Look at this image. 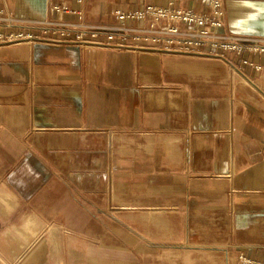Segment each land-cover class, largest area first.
Returning a JSON list of instances; mask_svg holds the SVG:
<instances>
[{"label": "crops", "instance_id": "obj_1", "mask_svg": "<svg viewBox=\"0 0 264 264\" xmlns=\"http://www.w3.org/2000/svg\"><path fill=\"white\" fill-rule=\"evenodd\" d=\"M56 1L89 24L147 4L209 10ZM224 2L232 33L264 36V0ZM5 5L51 18L49 0ZM248 73L200 54L0 44V264L264 261V73Z\"/></svg>", "mask_w": 264, "mask_h": 264}, {"label": "built area", "instance_id": "obj_2", "mask_svg": "<svg viewBox=\"0 0 264 264\" xmlns=\"http://www.w3.org/2000/svg\"><path fill=\"white\" fill-rule=\"evenodd\" d=\"M51 18L19 20L0 0V44L22 41L100 46L137 51L200 54L225 61L232 71L251 79L248 69L264 73V36L245 37L228 28L224 0H209L208 11L169 5L147 4L142 8L115 10L117 25L64 21L63 12L81 11L64 2L49 0ZM57 13L56 17L53 15ZM148 22L145 26L143 23ZM139 24V25H136ZM239 264H264L244 253Z\"/></svg>", "mask_w": 264, "mask_h": 264}]
</instances>
